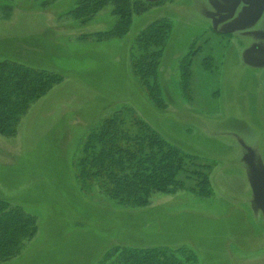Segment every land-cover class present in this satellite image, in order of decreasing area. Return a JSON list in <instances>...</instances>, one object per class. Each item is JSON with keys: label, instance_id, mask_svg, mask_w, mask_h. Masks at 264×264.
<instances>
[{"label": "rangeland", "instance_id": "1", "mask_svg": "<svg viewBox=\"0 0 264 264\" xmlns=\"http://www.w3.org/2000/svg\"><path fill=\"white\" fill-rule=\"evenodd\" d=\"M75 1L0 0V61L63 75L22 113L14 134H0V198L37 218L20 254L0 264H100L112 244L184 247L197 264H264V82L260 91V70L251 66L264 65L263 44L252 38L257 22L264 29V13L243 24L237 8L219 23L221 4L212 0H135L128 31L80 39L110 30L116 16L108 3L81 22L69 14ZM161 19L171 31L158 66L165 105L158 110L133 75L130 54ZM120 108L196 154L188 165L207 175L212 194L155 192L146 206L128 208L96 186L82 189L75 161L83 139Z\"/></svg>", "mask_w": 264, "mask_h": 264}, {"label": "trees", "instance_id": "2", "mask_svg": "<svg viewBox=\"0 0 264 264\" xmlns=\"http://www.w3.org/2000/svg\"><path fill=\"white\" fill-rule=\"evenodd\" d=\"M108 3L112 4L111 11L116 16L114 26L108 31L81 34L80 39L96 36L100 40L128 31V15L140 5L135 0H76L69 14L85 22ZM170 31L168 21L153 22L135 39L130 54V69L158 110L165 107L158 82V66ZM185 65L184 62L181 76L187 89L190 73ZM62 80L63 75L56 71L12 60L0 61V134H14L15 124L29 105ZM190 159H198V156L182 152L128 109L120 108L89 128L81 154L75 161V177L82 189L96 186L104 197L128 208L146 206L155 192L188 190L207 198L212 194L207 175L201 169H192V165H188ZM179 173L183 174V179H179ZM189 173L196 174L197 178L193 180ZM186 179L193 181L192 187L186 186ZM36 231L35 215L0 198V262L19 255L24 243ZM98 262L197 264L195 254L184 247L127 244L110 245L101 251Z\"/></svg>", "mask_w": 264, "mask_h": 264}, {"label": "flooded vegetation", "instance_id": "3", "mask_svg": "<svg viewBox=\"0 0 264 264\" xmlns=\"http://www.w3.org/2000/svg\"><path fill=\"white\" fill-rule=\"evenodd\" d=\"M228 1H231L230 4H227L225 6V0H212V3H214L215 5L217 4H221V7H220V15L218 14V12H215L217 13L218 15V18L216 16V19H219V23L221 21H223L224 23H229V19L230 17L233 15V12L235 9L239 8V9H242V13L245 12V16H243L241 22L243 20H247L245 21L243 24H247V23H251V22H254L256 21L257 17L264 13V0H227ZM241 15V14H240ZM232 25V23L230 24H225L223 26H230ZM262 26V23L261 22H257L256 23V27L254 29V32L256 33L255 35H253V39H256L258 40L259 42H261L263 45L262 47H264V29H260V27ZM213 26H211L212 28ZM227 29L229 28H225L222 30L223 33L225 34H232V35H235L236 37H238L239 41L242 40L243 42V35L240 33V32H230L228 31ZM254 50L253 53H257L260 49V44L258 43H255L254 44ZM254 64V63H252ZM252 67L256 66L255 68H258L260 70V73H255L254 76L260 80L259 82V85L258 87H260V91H261V87L263 85V82H264V72H261L264 70V65L262 64H257V65H251ZM263 67V69H262ZM256 70V69H255ZM263 73V74H262Z\"/></svg>", "mask_w": 264, "mask_h": 264}]
</instances>
